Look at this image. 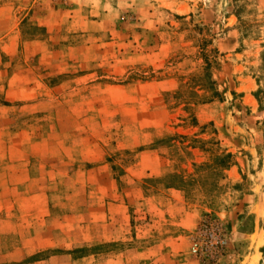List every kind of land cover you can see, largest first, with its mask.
<instances>
[{
  "label": "rangeland",
  "instance_id": "374dc122",
  "mask_svg": "<svg viewBox=\"0 0 264 264\" xmlns=\"http://www.w3.org/2000/svg\"><path fill=\"white\" fill-rule=\"evenodd\" d=\"M1 85L35 97L0 125V164L26 185L0 264H124L180 227L156 222L161 186L199 213L189 248L212 216L224 254L264 264V0H0ZM221 152L231 166L199 169ZM177 176L184 189L167 186Z\"/></svg>",
  "mask_w": 264,
  "mask_h": 264
},
{
  "label": "crops",
  "instance_id": "0c3cea01",
  "mask_svg": "<svg viewBox=\"0 0 264 264\" xmlns=\"http://www.w3.org/2000/svg\"><path fill=\"white\" fill-rule=\"evenodd\" d=\"M5 42V41H4ZM6 43V42H5ZM7 44V43H6ZM7 46V45H6ZM25 91V92H24ZM5 95L3 98L4 102L0 101V125H6L8 128L14 123V111L17 110V106L14 107L13 103L19 101L20 97L27 101L32 100L35 97V89L33 86L28 85L27 87L19 90V88H5V85L0 86V95ZM12 112L11 118H7V112ZM11 135L14 137L19 135L24 130H21L17 127V129L12 128L9 130ZM12 136V137H13ZM0 140H2L0 138ZM16 146V145H14ZM19 148V147H17ZM10 168H14V164L11 163V167H5L0 164V221L2 219L3 222H12V216L15 217H24L23 210L20 209L18 201L21 199V195L24 191H26V185L22 183H10L8 181V174ZM13 174V172H10ZM19 182V181H18ZM22 193V194H21ZM155 200V215L157 221L172 219L177 216L179 213V218L175 220H171L173 224L177 227L170 234H161L157 233L151 236L150 240L140 248L139 252H135V248L125 249L124 250V264H199L195 259H193L189 254V241L187 237L183 236L184 232L192 230L197 223L199 218L198 212H190L185 210V203L183 201V193L181 190L173 189V188H165L159 187V190L153 196ZM14 204H16V212H12V209L15 208ZM19 213V214H18ZM15 214V215H14ZM21 214V215H20ZM120 214H117V216ZM169 215L170 217H167ZM26 216V215H25ZM116 214H113L112 217H115ZM2 217V218H1ZM177 218V217H175ZM26 219V218H25ZM23 219V220H25ZM15 221V220H14ZM17 222V221H16ZM24 222V221H23ZM27 222V221H26ZM18 223V222H17ZM181 228V229H180ZM17 229L15 227L14 236L16 239L19 238V233H16ZM141 234L140 236L145 237ZM159 234V235H158ZM240 234L243 233L238 231V229L233 228L231 230V242L233 243L237 238L240 237ZM256 234L258 239L257 230L251 232L246 236L249 240H251L252 236ZM241 238V237H240ZM126 239V238H125ZM231 243V244H232ZM48 246H43L41 248L45 249ZM40 249H34L29 251V253H33L35 251H39ZM62 253V252H58ZM130 253L131 257H128L127 254ZM135 253L134 255H132ZM253 252H249L247 255H251ZM54 257V256H52ZM62 257V256H60ZM137 258V261L131 258ZM55 258V257H54ZM54 258H50L48 262L53 260ZM130 258V259H128ZM239 258L235 252H231L228 250L226 254H224L218 264H244L243 260L237 259ZM44 262V261H43ZM53 262H56L55 260ZM55 264V263H54ZM116 264V262L114 263Z\"/></svg>",
  "mask_w": 264,
  "mask_h": 264
},
{
  "label": "built area",
  "instance_id": "2783aa9c",
  "mask_svg": "<svg viewBox=\"0 0 264 264\" xmlns=\"http://www.w3.org/2000/svg\"><path fill=\"white\" fill-rule=\"evenodd\" d=\"M220 219L206 217L200 221L190 240V254L202 264H218L224 255L228 235Z\"/></svg>",
  "mask_w": 264,
  "mask_h": 264
},
{
  "label": "trees",
  "instance_id": "16d2710c",
  "mask_svg": "<svg viewBox=\"0 0 264 264\" xmlns=\"http://www.w3.org/2000/svg\"><path fill=\"white\" fill-rule=\"evenodd\" d=\"M209 68L208 65L207 67L204 69V71L201 73V77L202 79L205 80V89L207 91L213 92L215 95L217 94V91L214 90V83L215 81L211 78L210 73L208 72ZM257 93H255L256 95ZM234 163L233 160V154L229 153V152H221L219 154H214L211 158V161L208 163H202L201 165H194V166H198L199 169H211V173L213 174L214 171H217L219 169L221 170H225L227 169L229 166H231ZM200 171V170H199ZM173 176V174H172ZM191 181H194V179L191 178ZM188 179H184L181 178L179 176H177V183L176 182H171V183H167L168 187H177V188H185V186L188 183ZM264 251V250H263Z\"/></svg>",
  "mask_w": 264,
  "mask_h": 264
}]
</instances>
